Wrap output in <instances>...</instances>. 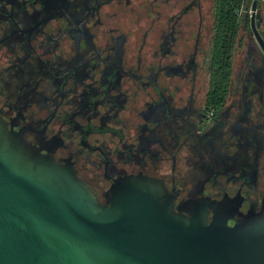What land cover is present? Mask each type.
<instances>
[{
	"label": "flooded vegetation",
	"instance_id": "flooded-vegetation-1",
	"mask_svg": "<svg viewBox=\"0 0 264 264\" xmlns=\"http://www.w3.org/2000/svg\"><path fill=\"white\" fill-rule=\"evenodd\" d=\"M218 5L0 0L1 118L71 160L101 200L115 178L142 172L162 178L176 203L196 187L256 208L264 64L243 24L229 73L215 64Z\"/></svg>",
	"mask_w": 264,
	"mask_h": 264
},
{
	"label": "water",
	"instance_id": "water-1",
	"mask_svg": "<svg viewBox=\"0 0 264 264\" xmlns=\"http://www.w3.org/2000/svg\"><path fill=\"white\" fill-rule=\"evenodd\" d=\"M256 6L241 20L261 66ZM13 123L0 116V264H264V196L243 212L195 187L176 203L162 178L137 172L115 178L101 200L71 160Z\"/></svg>",
	"mask_w": 264,
	"mask_h": 264
},
{
	"label": "trees",
	"instance_id": "trees-1",
	"mask_svg": "<svg viewBox=\"0 0 264 264\" xmlns=\"http://www.w3.org/2000/svg\"><path fill=\"white\" fill-rule=\"evenodd\" d=\"M218 2L215 14V64L225 66L224 73L228 74L231 67L230 57L238 41L237 30L242 25V20L236 18L233 13L240 0H218ZM243 25L248 27V20H245Z\"/></svg>",
	"mask_w": 264,
	"mask_h": 264
},
{
	"label": "built area",
	"instance_id": "built-area-1",
	"mask_svg": "<svg viewBox=\"0 0 264 264\" xmlns=\"http://www.w3.org/2000/svg\"><path fill=\"white\" fill-rule=\"evenodd\" d=\"M252 0H241V4L238 10V15L241 16L242 14H246L247 16L250 15V3ZM256 2H264V0H255Z\"/></svg>",
	"mask_w": 264,
	"mask_h": 264
},
{
	"label": "rangeland",
	"instance_id": "rangeland-1",
	"mask_svg": "<svg viewBox=\"0 0 264 264\" xmlns=\"http://www.w3.org/2000/svg\"><path fill=\"white\" fill-rule=\"evenodd\" d=\"M240 4H241V0H240L239 4L233 9V13H234L236 18H241V16H242V15L241 16L238 15V10H239ZM256 7L260 11V15L264 19V2H261V1L257 2V6ZM215 13H216V11H215ZM246 17H247V15H246ZM214 24H215V22H214ZM258 30H259V28H258Z\"/></svg>",
	"mask_w": 264,
	"mask_h": 264
},
{
	"label": "crops",
	"instance_id": "crops-1",
	"mask_svg": "<svg viewBox=\"0 0 264 264\" xmlns=\"http://www.w3.org/2000/svg\"><path fill=\"white\" fill-rule=\"evenodd\" d=\"M258 28H259L260 32L262 33V35H264V19L263 18H262V21L259 22Z\"/></svg>",
	"mask_w": 264,
	"mask_h": 264
}]
</instances>
